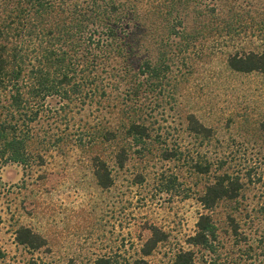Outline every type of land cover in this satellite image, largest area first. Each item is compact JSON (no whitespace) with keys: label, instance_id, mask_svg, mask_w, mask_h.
Here are the masks:
<instances>
[{"label":"rangeland","instance_id":"obj_1","mask_svg":"<svg viewBox=\"0 0 264 264\" xmlns=\"http://www.w3.org/2000/svg\"><path fill=\"white\" fill-rule=\"evenodd\" d=\"M121 1L137 8L124 33L129 70L165 55L163 74L145 76L138 97L114 83L108 97L60 112L57 124L46 112L40 135L63 142L43 152V165L0 163V264H174L181 252L194 264H264V76L228 66L263 49L264 0ZM190 117L208 135L194 133ZM134 118L150 139L124 134ZM105 130L116 140L100 142ZM95 157L109 170L108 188ZM219 177L237 182L238 196L207 209L200 199ZM201 217L210 236L194 245ZM25 231L44 244H21Z\"/></svg>","mask_w":264,"mask_h":264},{"label":"trees","instance_id":"obj_2","mask_svg":"<svg viewBox=\"0 0 264 264\" xmlns=\"http://www.w3.org/2000/svg\"><path fill=\"white\" fill-rule=\"evenodd\" d=\"M22 2L0 1L3 13L0 22V163L26 166L33 161L41 166L43 152L53 144L63 142L56 141L57 138L52 143V139L46 140L40 135L37 128L45 124L43 114L49 113V120L57 124L60 112H72L77 103L84 109L87 100L108 97V87L114 83L129 86V90L130 85L132 89L136 87L131 95L138 97L145 76L155 80L163 74L165 55L143 61L136 72L129 70L127 60L131 51L127 48L124 33L134 21L137 8L133 4L121 0ZM169 28L174 30L176 26ZM180 31L182 33L178 35L184 36L185 29ZM228 66L234 72H258L264 76V47L260 53L230 57ZM52 98L59 99V102L56 107L47 108L45 103ZM189 126L196 134L205 136L209 133L193 117L189 119ZM123 131L136 142L150 139L149 129L140 119H129ZM116 134L105 130L100 142L114 141ZM32 145L38 146L33 148L34 155L28 152ZM125 160L124 153L117 155L120 167ZM92 162L99 185L108 188L111 178L105 162L99 157ZM239 189L237 182L219 177L207 188L200 202L209 209L220 200L237 198ZM209 236V219L201 217L192 244L204 245ZM19 242L30 248L44 244L29 231H25ZM158 242L156 235L151 238L146 245L148 250L143 251L145 256ZM134 264L148 263L140 260ZM174 264H194L191 253H179Z\"/></svg>","mask_w":264,"mask_h":264}]
</instances>
